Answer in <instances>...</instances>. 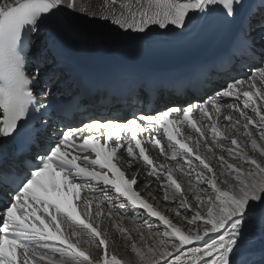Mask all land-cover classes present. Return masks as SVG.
Returning <instances> with one entry per match:
<instances>
[{"label":"snow or ice","instance_id":"obj_1","mask_svg":"<svg viewBox=\"0 0 264 264\" xmlns=\"http://www.w3.org/2000/svg\"><path fill=\"white\" fill-rule=\"evenodd\" d=\"M99 7V13L89 12L86 0H0V139L18 140L17 151L27 153L26 159L20 161L19 170L0 168V264H130L110 250L109 245L113 242L98 230L99 224L89 222L92 201L81 197L84 189L94 195L99 191L112 204L108 186L117 194L116 200L120 196L126 198L119 207L123 208L129 202L138 205L166 226L155 246L142 248L131 241L135 264H243L239 254L245 240V225L257 214L264 217V146L253 137V131H259L260 141H264V104L257 103V100L264 101V60L251 67L247 79H234L201 102L167 107L156 115L141 113L123 121L95 119L80 127H66L49 135L46 134V123L41 125L44 133L31 123L33 114L44 111L45 106L34 95V80L25 70V43L26 33L35 32L43 20L65 9L89 18L110 19L125 31L139 33L151 31V25L165 31L183 30L195 18L219 11L228 22L244 15L233 54L254 56L252 19L255 14L246 0H101ZM260 16V27L264 28V0H261ZM66 24L71 27L72 22L66 21ZM39 74L37 67L35 76ZM245 85L247 90H244ZM225 97L243 101L242 107L233 103L227 108L238 113L245 122L234 120L231 115L223 116L227 123L221 130L217 121L225 105L218 101ZM246 109H251L253 116H249ZM213 111L216 120L212 119ZM194 113H198L201 121H209L212 144L205 136L207 129L198 126L193 118ZM184 121L200 138H204L209 158L215 160L221 169L218 173L200 154L199 138L194 141V147L178 138L181 133L176 125ZM145 122L151 126L150 132L163 130L160 138L149 137L147 142L153 148H159L163 154L165 146L161 139L166 136L167 147L173 153L170 159L183 156L191 168V154L199 162L197 167L202 169L197 172L196 181L208 187L193 191L198 208L190 219L184 218L190 226L187 232L134 191L133 186L138 183L136 177L127 179L116 162L117 153L124 149L129 158L142 159L152 167L150 175H156L157 166L137 137L138 132L145 131ZM251 125L256 128H250ZM229 129L235 133L243 130V135L248 138L246 143H250L253 151H258L259 159L242 149L235 134L229 138L226 135ZM126 133H131L127 144L123 143L122 135ZM221 139L233 147L226 148L219 142ZM213 145L243 161L247 167L229 163L223 155L216 156ZM33 148L36 149L35 155L31 154ZM135 149L139 150L138 154ZM177 170L184 172L179 163ZM172 173L173 169L165 173L169 186L182 193L181 184ZM186 174L190 176L191 172ZM189 190H192L191 182ZM164 198L168 199L167 194ZM74 201L85 205L88 209L85 215H81ZM180 207L191 208V205H187L185 199ZM203 208L206 211L202 213L200 209ZM95 215L101 216L102 213ZM62 220L69 228L67 236ZM120 231L127 233V229ZM82 235L92 241L100 252L99 256L92 254L91 246L88 249L80 246ZM139 235L143 240V234ZM196 242L200 246L189 247Z\"/></svg>","mask_w":264,"mask_h":264},{"label":"bare ground","instance_id":"obj_2","mask_svg":"<svg viewBox=\"0 0 264 264\" xmlns=\"http://www.w3.org/2000/svg\"><path fill=\"white\" fill-rule=\"evenodd\" d=\"M97 4V5H96ZM100 4L101 0H86V6L89 9V12L96 11L100 12ZM99 5V6H98ZM63 14L65 16L66 21H71L72 25L71 27L74 29L78 28L76 25H80L82 28H88L92 30H101L103 27L100 25V23H97V18H89V16L72 13L69 10H62ZM261 18V17H260ZM261 21V19H260ZM76 23V25H75ZM259 24V21L256 22ZM151 31H148L143 34L129 36L125 38H114L111 39V41L115 40H126L131 39L136 36H141L145 34L154 33L156 31H163V29H159L156 25H151ZM174 27V26H170ZM83 28V29H84ZM120 28V27H119ZM154 30H153V29ZM115 28H109L107 32L113 31ZM39 30L36 31L34 35V41L35 45H38L42 43L46 38L47 34L44 33L41 36H38ZM85 33V32H84ZM122 31H119V34H110L108 35H98L93 34L94 37H104V38H110V36H118L122 35ZM86 34V33H85ZM87 35V34H86ZM125 34H123L124 36ZM119 37V36H118ZM259 55H261V59L259 62L255 64H259L261 60L264 59V45L260 47L259 49ZM163 59H169L171 56H163L161 57ZM253 64V65H255ZM252 65V66H253ZM249 66L247 70L250 72L251 67ZM40 69L41 76H48L50 79L53 78L56 71H53L52 73L47 72V67H38ZM236 65L232 67L233 70H235ZM37 67L35 68L36 71ZM243 76L235 78V80L239 79H247L242 78ZM234 80V79H233ZM233 80L226 83H232ZM259 87V85H257ZM50 91L52 92H62L59 87L57 86V82L52 84L50 86ZM244 90H247V85H245ZM216 91V90H215ZM233 103H239L240 106H243V101H229L225 105V108L221 114V118L217 121L218 126L221 130L224 129V125L227 123L223 119V116L231 115L233 119H239L241 123H244L243 117H240L238 113L233 112L232 110L227 108V105L233 104ZM257 103L264 104V101L257 100ZM172 105H178V104H172ZM249 116H253V113L251 109H246ZM212 119L216 120V114L213 113ZM254 119L258 120V117H254ZM201 125L203 129H207L205 136L207 138V141L209 144H212V134L209 128V121L207 119L201 121ZM250 128H256V125H251ZM236 135L238 142L241 144L242 149L250 156H256L257 159H259L258 151H253L251 148L250 143H246L248 138L243 135V130H241L240 133H235L233 130L229 129L226 132V135L230 138L232 135ZM190 134H187L189 136ZM194 141L199 138L201 140L200 144V154L202 156H205L206 159L209 160V163L212 165L213 169L217 171V173L221 170L219 165L216 163L215 160L210 159V154L207 153L205 147H204V138H200L198 134L193 133ZM253 137L258 140L259 143H261L262 146H264V141H260V135L256 134V131H253ZM194 141L192 142V147H194ZM220 143H223L225 147H233L223 139L219 141ZM213 151L215 152L216 156L223 155L225 157V160L232 164L241 165L244 167H247V165L243 164V161L237 160L233 158L232 156H229L227 153L220 151L219 149H216L213 145ZM165 155H159L156 159L159 162V166L163 165L161 169L165 170L167 172L168 169H173V174L175 177L179 180V182L182 185L183 195L179 194L174 187L169 186V182L167 181L166 177L160 176V175H150V173L147 171L145 167H142L140 164H134L130 166L133 172H136L138 174L139 184L137 188L139 191L149 200L151 201L154 206L159 209L163 214H165L173 223L180 226L183 230L186 232L189 230L190 226L186 223L185 217H188L189 219L194 214V210L198 208V205L195 201V197L193 195V191L195 190H202L206 189L208 186L203 183H197L196 181V174L197 172L201 171V168H198L197 165L199 164L198 161L192 158L193 163L191 168L188 164L182 163V161L178 162H170L168 160L169 156H172V151L166 147ZM179 157L178 160H182L183 156L177 155ZM191 158V157H190ZM177 163L184 169V172H180L177 170ZM194 169V170H193ZM191 172V175H187L186 173ZM140 174L143 175V177H140ZM148 177V180L146 179ZM159 177V178H158ZM192 179H188L191 178ZM191 182V188L192 190H189V184ZM147 186V187H146ZM165 194H167L168 199L165 200ZM109 196L113 197V203L110 204L105 196H101V201L103 204L101 206L99 205H91L90 211L92 213L90 220L94 225L99 224L100 228L99 230L103 231L110 242L109 248L111 251H114L115 254L124 259V257L128 256L126 261H129L130 264H135L136 256L131 251L130 243L131 241H135L139 247H145L147 245L155 246V244L158 243L159 239L162 238L163 232L166 230V226L156 222L152 219L145 218V215L131 207L128 203L125 207L121 208L119 207L120 202H124L121 198L119 200H116V195L110 193ZM186 199L187 205H191V208L187 207H180V203L182 200ZM115 204V206H113ZM177 210H179V215H177ZM203 212L206 211V208L200 209ZM88 211V209L83 208V214ZM97 212H101V216H96L95 214ZM62 228L64 229V233L67 236L69 232V228L66 222L61 223ZM151 225V227H149ZM120 229H127L126 234H122ZM245 240L243 241V246L241 248L240 254H239V260L243 262V264H264V217H261L259 214L255 215L254 217L250 218L245 225ZM139 233L143 234V240H141V236ZM161 234V235H158ZM214 236V234H212ZM80 246L83 249H88L90 246L92 248V254L94 256H99L100 252L96 250L95 246L92 245V241L88 240L86 236H81V243ZM194 246H200L199 242L194 243L193 245H190L189 247ZM170 259V258H169ZM163 264V262H161Z\"/></svg>","mask_w":264,"mask_h":264},{"label":"rangeland","instance_id":"obj_3","mask_svg":"<svg viewBox=\"0 0 264 264\" xmlns=\"http://www.w3.org/2000/svg\"><path fill=\"white\" fill-rule=\"evenodd\" d=\"M117 11H119V8H117ZM97 23H100V25L103 27L101 30H99V29L98 30H95V29L92 30V29H88L87 27L86 28L83 27L84 28L83 29L80 25H77V26H79L81 29H83V31H85L89 35L98 34V35H108L109 36L110 34H119V31H122V33H121L122 35H118L119 37L118 36H110L111 39H114V38H125V37H129V36L143 34V33L135 32V31H131V30L125 31L124 29L119 28L118 25L113 24L110 19L109 20H103V19H98L97 18ZM109 28H115V30L110 31V32L104 31V30H107ZM146 32H148V31H145V33ZM123 34H125V35L123 36ZM256 134L260 135L259 131H256ZM188 179H192V177L191 178H188ZM178 193L180 195L181 194L183 195V192L182 193L181 192H178ZM127 258H128V256L124 257V260L126 261Z\"/></svg>","mask_w":264,"mask_h":264},{"label":"water","instance_id":"obj_4","mask_svg":"<svg viewBox=\"0 0 264 264\" xmlns=\"http://www.w3.org/2000/svg\"><path fill=\"white\" fill-rule=\"evenodd\" d=\"M80 30H82L83 31V29H81L79 26H77ZM92 36V35H91ZM92 37H94V36H92ZM97 38V37H96ZM99 39H101V40H104V39H107V40H110V38L108 39V38H104V37H99Z\"/></svg>","mask_w":264,"mask_h":264}]
</instances>
